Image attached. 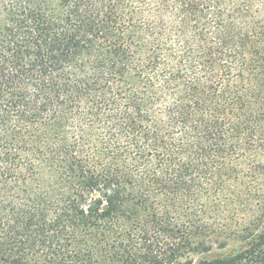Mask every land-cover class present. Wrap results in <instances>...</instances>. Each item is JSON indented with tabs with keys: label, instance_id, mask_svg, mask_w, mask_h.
I'll return each instance as SVG.
<instances>
[{
	"label": "trees",
	"instance_id": "1",
	"mask_svg": "<svg viewBox=\"0 0 264 264\" xmlns=\"http://www.w3.org/2000/svg\"><path fill=\"white\" fill-rule=\"evenodd\" d=\"M0 264H264V0H0Z\"/></svg>",
	"mask_w": 264,
	"mask_h": 264
}]
</instances>
